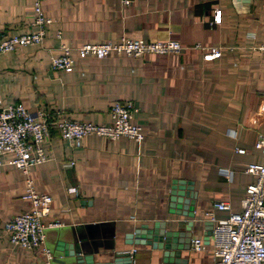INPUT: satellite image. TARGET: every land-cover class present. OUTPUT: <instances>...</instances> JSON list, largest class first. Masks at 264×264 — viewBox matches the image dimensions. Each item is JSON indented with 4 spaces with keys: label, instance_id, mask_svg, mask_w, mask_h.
<instances>
[{
    "label": "crops",
    "instance_id": "1",
    "mask_svg": "<svg viewBox=\"0 0 264 264\" xmlns=\"http://www.w3.org/2000/svg\"><path fill=\"white\" fill-rule=\"evenodd\" d=\"M37 2L52 22L41 44L0 55L3 104L111 124L112 106L131 101L133 122L145 134L142 142L98 135L76 141L51 129L48 160L33 166L30 177L53 197L45 224L60 222L46 228L52 264H79L78 251L91 258L81 264H112L117 252L134 248L135 264H183L184 258L185 264H214V222L206 212L222 219L241 211L256 179L245 168L263 160L256 141L264 133V0H133L129 6L122 0H0V40L39 30ZM121 36L177 40L184 48L77 58L71 72L51 66L62 44ZM213 47L221 56L206 59ZM12 157L4 156L0 167V264H46L41 250L14 246L5 230L29 207L22 198L26 175L7 162ZM216 201L232 209L215 210ZM156 226L170 232L179 258L165 261ZM196 237L204 251L192 250Z\"/></svg>",
    "mask_w": 264,
    "mask_h": 264
},
{
    "label": "built area",
    "instance_id": "2",
    "mask_svg": "<svg viewBox=\"0 0 264 264\" xmlns=\"http://www.w3.org/2000/svg\"><path fill=\"white\" fill-rule=\"evenodd\" d=\"M125 6L133 0H122ZM221 20V12L215 14V21ZM40 2L36 3V16L33 24L39 26L37 31L14 34L0 40V55L9 53L18 47L39 45L45 39V27L51 23ZM62 38V31L58 32ZM197 47H200L199 45ZM184 46L177 40L141 41L127 36L118 40L104 42H85L71 47L62 44L60 54L51 58V66L55 70L71 72L77 58L94 57L103 59L115 52L129 57L144 54H167L180 52ZM222 51L213 47L205 54L206 59L220 57ZM137 108L131 101L116 102L111 108V124H99L89 121L73 120L62 115H52L45 109L32 112L23 103L4 105L0 97V167L3 157L12 154L7 162L13 164L26 175L25 192L22 198L29 207L17 214L5 224L9 240L14 246L27 250L39 249L46 257V264H52L53 254L46 246L45 230L48 226H58L60 222L45 224L44 218L50 214L53 197L47 192H39L34 180L30 177L33 166L48 160L45 148L51 129H56L61 137L80 141L90 135H98L112 140L128 137L142 142L145 137L143 127L133 122ZM256 147L261 151V163H250L245 172L252 173L256 179L249 183L242 198V210L232 211L226 201H216V210H231L227 218H216L213 210L206 215L214 222V264H264V133L258 135ZM74 164V162H71ZM192 250L204 251L206 245L201 237L191 243ZM137 250L134 248L132 253Z\"/></svg>",
    "mask_w": 264,
    "mask_h": 264
},
{
    "label": "water",
    "instance_id": "3",
    "mask_svg": "<svg viewBox=\"0 0 264 264\" xmlns=\"http://www.w3.org/2000/svg\"><path fill=\"white\" fill-rule=\"evenodd\" d=\"M191 203L194 204L193 202H191ZM188 210L190 211V213H187V214L190 216H194V214L192 213L193 209H188ZM154 234H155V236H154L155 241H157V242L159 241V244H157L159 246V248H166L165 261H169L170 257H173V256H175L177 258H179L181 256V253L178 251L172 252L175 248L169 246L170 235H171L170 232L163 231V229H158V226H156ZM82 249H83V247H82ZM180 249H182V248H180ZM74 255H76L78 257L77 262H79V264L82 263L83 259H84V261H90L91 260V258H89V256L82 258L80 256V251L75 252ZM187 261L188 260L185 258L181 260V262L183 264L187 263ZM111 263L112 264H135V261H134V257L132 255V253H130V252H117L113 258V262H111Z\"/></svg>",
    "mask_w": 264,
    "mask_h": 264
},
{
    "label": "rangeland",
    "instance_id": "4",
    "mask_svg": "<svg viewBox=\"0 0 264 264\" xmlns=\"http://www.w3.org/2000/svg\"><path fill=\"white\" fill-rule=\"evenodd\" d=\"M45 233H46V237H47V230H45ZM52 263H53V261H52Z\"/></svg>",
    "mask_w": 264,
    "mask_h": 264
}]
</instances>
